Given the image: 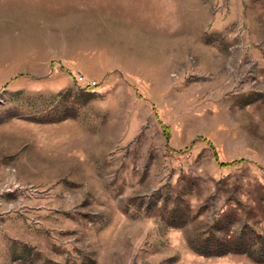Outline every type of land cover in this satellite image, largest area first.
<instances>
[{
	"label": "rangeland",
	"instance_id": "rangeland-1",
	"mask_svg": "<svg viewBox=\"0 0 264 264\" xmlns=\"http://www.w3.org/2000/svg\"><path fill=\"white\" fill-rule=\"evenodd\" d=\"M0 264H264V0H0Z\"/></svg>",
	"mask_w": 264,
	"mask_h": 264
},
{
	"label": "built area",
	"instance_id": "built-area-1",
	"mask_svg": "<svg viewBox=\"0 0 264 264\" xmlns=\"http://www.w3.org/2000/svg\"><path fill=\"white\" fill-rule=\"evenodd\" d=\"M78 81H79V83L82 84L83 82H85V79H84V77H79Z\"/></svg>",
	"mask_w": 264,
	"mask_h": 264
}]
</instances>
